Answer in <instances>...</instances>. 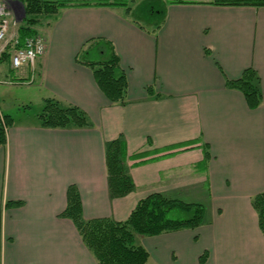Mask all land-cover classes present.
I'll use <instances>...</instances> for the list:
<instances>
[{"label":"crops","instance_id":"obj_1","mask_svg":"<svg viewBox=\"0 0 264 264\" xmlns=\"http://www.w3.org/2000/svg\"><path fill=\"white\" fill-rule=\"evenodd\" d=\"M45 17L36 80L45 98L79 106L93 125L7 127L0 264H99L73 220L61 215L73 185L86 219L125 220L152 192L203 204L205 222L196 228L137 236L149 252L145 264H264L252 205L264 189V6L169 3L155 31L124 6H73ZM89 44L99 58L118 55L125 104L111 102L93 69L77 60ZM250 67L261 78L256 108L227 85ZM10 71L31 74L28 67ZM119 137L128 154L148 151L151 159L128 160L135 189L112 198L106 144Z\"/></svg>","mask_w":264,"mask_h":264},{"label":"trees","instance_id":"obj_2","mask_svg":"<svg viewBox=\"0 0 264 264\" xmlns=\"http://www.w3.org/2000/svg\"><path fill=\"white\" fill-rule=\"evenodd\" d=\"M26 15L18 27L21 45L27 36L38 34L40 18L57 14L61 9L73 6H124L131 15L127 0H21ZM209 2L217 5L264 6V0H165L160 19L149 21V26L133 18L141 27H151L155 31L162 23L166 6L169 3ZM84 48L77 60L93 69L95 79L111 102H127V78L119 67V57L112 51L106 58L91 57ZM95 56V55H94ZM3 59H11L7 50ZM227 85L239 89L245 95L248 105L256 108L263 102L261 78L254 68H247L241 76L228 79ZM40 125L47 128H82L92 126L88 114L79 106L64 103L55 97L44 99V106L37 115ZM0 114V145L7 141V127L12 123L9 115ZM167 148H162L165 151ZM148 151L127 153L125 140L116 138L106 144V163L109 178V191L112 198L128 194L135 189L129 174L128 160L140 164L150 160ZM69 201L61 213L75 223L85 245L92 251L99 264H145L149 259L148 250L136 241L138 235H156L182 228H196L205 222L203 204L171 197L162 192H152L141 198L127 219L117 221L108 217L86 219L83 216L80 195L73 185L69 189ZM10 203V202H9ZM19 204V202H14ZM252 205L258 215L259 227L264 235V189L252 197Z\"/></svg>","mask_w":264,"mask_h":264},{"label":"rangeland","instance_id":"obj_3","mask_svg":"<svg viewBox=\"0 0 264 264\" xmlns=\"http://www.w3.org/2000/svg\"><path fill=\"white\" fill-rule=\"evenodd\" d=\"M0 3L10 6L17 18L16 24L12 26V32L16 34L21 20L26 15L24 4L21 0H0ZM127 3L131 8V16L148 26L150 25L148 20L160 19L165 7V0H127ZM154 10L162 12L156 14L152 12ZM39 21L45 23L46 17H41ZM1 47L0 45V114L3 117L2 121L4 122L5 115H9L14 123L37 121V115L44 106L46 93L44 87L39 86L36 74L30 79L14 75L10 71L13 69L11 59L1 57L3 52ZM7 49L12 54L13 47L7 46L4 51ZM98 55L96 51L90 52L91 57H98Z\"/></svg>","mask_w":264,"mask_h":264},{"label":"built area","instance_id":"obj_4","mask_svg":"<svg viewBox=\"0 0 264 264\" xmlns=\"http://www.w3.org/2000/svg\"><path fill=\"white\" fill-rule=\"evenodd\" d=\"M17 22L12 9L7 4L0 3V45L1 49L12 46L11 62L15 69L28 67L31 71L30 78L36 74V63L46 52V41L41 34H35L24 38L18 45V32H12V26Z\"/></svg>","mask_w":264,"mask_h":264}]
</instances>
